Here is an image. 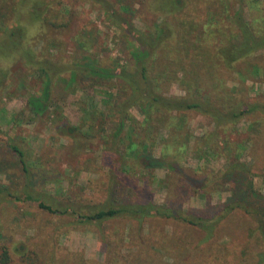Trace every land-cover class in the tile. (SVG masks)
Here are the masks:
<instances>
[{"label": "rangeland", "instance_id": "1", "mask_svg": "<svg viewBox=\"0 0 264 264\" xmlns=\"http://www.w3.org/2000/svg\"><path fill=\"white\" fill-rule=\"evenodd\" d=\"M106 1L118 13L121 3L136 10L121 15L140 30L154 20L153 10L146 8L148 0ZM105 3L0 0V184L20 198L6 197L0 202V228L5 236L0 254L2 246L8 248L9 264H264V113L250 114L234 129L221 131L210 146L204 143L215 131L214 123L196 112L188 113L183 123L176 118L170 128L160 130L149 150L151 155L161 158L164 141L172 143L178 135L184 147L175 152L172 145L165 154L205 178L203 192L190 194L191 190L180 187L181 177L176 172L144 168L139 159L143 152L129 148L134 140L131 123L121 127L115 116L103 126L100 115L94 122L88 120L92 107L103 110V94H119L120 83L98 84L85 78L83 89L74 91L75 87L68 89L63 80L68 75L59 72L60 65L78 61L126 64L131 45L116 20L108 16ZM222 4L223 44L232 34L229 14L232 17L242 10V4L253 34L264 35V0H222ZM5 28L22 30L23 38L16 36L19 46L14 47L15 38L9 39ZM240 39L239 32L238 45ZM79 41L89 44L88 51L80 48ZM49 67L56 75L52 97L57 107L36 116L27 102L41 94V68ZM224 74L222 90L228 97L264 102V49L239 59L231 69H224ZM168 94L185 96L186 92L173 84ZM130 112L138 122H144L139 107ZM60 113L66 118V123H61L65 131L58 130ZM70 127L77 130L70 132ZM10 144L26 154L27 171ZM235 162L242 163L251 175L238 173L237 184L230 183L236 181L234 175H226L227 183L222 184L221 174ZM123 170L129 171L130 177L122 187L118 184ZM147 180L149 188L143 185ZM249 182L260 195L256 202H263L260 208L256 206L258 213L242 209L224 213L235 195L232 189L245 194ZM27 193L32 200L26 198ZM37 200L61 212L70 211L51 214L41 209ZM111 200L183 206L192 215L207 219L213 232L208 238L206 230L174 219L152 218L140 226L127 217L96 224L83 223L73 215L106 209ZM219 217L221 221H217ZM21 244L27 247L25 259L16 252ZM30 253H38L40 258L34 262ZM29 256L30 262L26 260Z\"/></svg>", "mask_w": 264, "mask_h": 264}, {"label": "trees", "instance_id": "2", "mask_svg": "<svg viewBox=\"0 0 264 264\" xmlns=\"http://www.w3.org/2000/svg\"><path fill=\"white\" fill-rule=\"evenodd\" d=\"M102 1L106 2L105 8L108 16L116 20L124 37L131 45L126 64L115 66L114 64L104 65L92 60L78 61L73 65H60V75L64 73L68 75L63 80L66 81L68 89L75 87L74 91L83 89L85 78L95 79L98 84L113 80L120 83L119 94H103L105 96V100H102L103 110L92 107L88 120L94 122L100 115L103 119V126L107 120L112 121V117L115 116V120L121 127L127 122L131 123L134 140L131 141L129 148H136L137 151L143 152H139V159L144 168L149 170L163 168L176 172L181 177L180 187L191 190L190 194L203 192L206 188V179L192 169L187 171L165 154V149H169L172 145L175 146V152H179L184 147V141L178 139V135L172 143L169 140L164 141V153L161 158H155L149 150L161 129L170 128L176 118L183 123L186 115L191 112L204 115L214 123L215 131L208 135L209 138L204 143L206 146H210L213 138L217 140L221 131L234 129L236 124L248 115L255 112L264 113V102H249L235 93L234 96L238 98H230L222 90L226 79L224 69H231L239 59L264 49V35L253 34V29L244 17V4L241 5L242 10H237L232 17L229 14L232 34L227 39V43L223 44L225 41L222 36L224 24L222 0H148L146 8L152 9L155 17L145 30L136 28L122 16L136 12L133 8H129L128 4L121 3L120 13H118L113 5L107 4L110 2ZM227 8L226 5V10ZM4 31L9 32L7 36L9 39L15 38L14 47L20 45L16 36L23 38L22 30L5 28ZM239 32L242 41L240 45L235 42ZM79 46L84 51H88V43L79 41ZM41 70V77L44 78L41 94L31 96L27 102L28 109L36 116L50 113L53 107H57L52 97V84L56 75L51 67L41 68ZM173 84H178L186 95L168 94V89ZM221 96L222 102H220ZM136 106L144 114L143 123L138 122L130 112ZM59 119L58 130L61 131L64 128L61 127V123H66V118L60 113ZM139 124L141 126L138 127ZM68 130L74 132L77 128L70 127ZM10 147L17 154L19 161L24 164V170L27 171L26 154L16 145L10 144ZM238 173L243 176L251 175L250 170L242 163L235 162L221 174L222 184L227 183L226 175H234L236 181L232 180L230 183L237 184ZM122 174L124 176L121 179L118 178L120 179L118 186L123 187L125 180H128L130 176L127 170H123ZM133 179L139 181L137 178ZM143 185L147 188L151 187L148 180L144 181ZM247 189H249L247 193L240 195L237 190L232 189L235 195L230 200V204H226L223 208L224 213H230L235 209H242L250 214L258 213L259 209H256V206L260 208L263 205V202L260 204L256 202V198L260 195L254 192L250 182ZM14 195L7 186L0 184V202L6 197L20 200L19 196ZM26 198L33 199L30 193H27ZM111 201V206L106 209H100L89 215L79 213H73V215L83 223L96 224L127 217L140 226L152 218L174 219L206 230L208 238L213 232V227L207 225L208 220L203 216L192 215L184 210L183 206L170 202L159 205L154 201L148 203ZM39 207L51 214H64L70 211L67 209L61 212L46 205L43 201L39 202ZM219 220L221 221L222 217H219L217 221ZM4 239L5 236L0 228V242ZM1 250L0 264L11 263L12 258L8 248L2 246ZM26 250L25 245L16 246V252L21 255L22 259L27 256V254L25 256ZM31 255L35 256L34 262L40 258L38 253H30ZM30 256L26 259L29 262Z\"/></svg>", "mask_w": 264, "mask_h": 264}]
</instances>
